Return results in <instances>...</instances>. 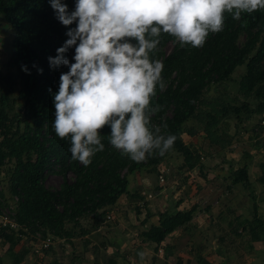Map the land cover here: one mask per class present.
I'll return each instance as SVG.
<instances>
[{"label": "trees", "instance_id": "obj_1", "mask_svg": "<svg viewBox=\"0 0 264 264\" xmlns=\"http://www.w3.org/2000/svg\"><path fill=\"white\" fill-rule=\"evenodd\" d=\"M62 2L68 5L70 12L75 10L76 0ZM0 18L15 30L10 66L20 73L18 97L23 101V111L10 117L7 108L16 102L10 97L14 91L13 78L6 76L0 68V176L2 169L10 166L11 197L13 200L18 198V202H14L16 220L27 229L21 233L6 230L1 233L0 241L9 244L7 255L12 264H24L29 254L27 248L16 251V247L24 242L21 235L35 239L52 236L72 244L74 239L99 231L107 222L108 214L115 213L114 208L120 198L131 194L130 177L157 173L172 153L183 157L182 168L197 170L204 175L200 166L202 156L183 140L184 134H196L194 127L186 129L189 122L196 120L206 138L220 151H224L233 140L225 128L220 132L218 129L231 114H259L263 115L264 122V10L244 13L240 21L225 13L224 29L210 33L202 47H181L176 37L162 32L159 50L154 56L150 53V59L163 62L161 75L166 83L163 91L157 85L151 99L150 107L162 106V110L152 116L151 123L166 124L164 131L177 136L173 148L163 156L153 154L142 162H134L110 144V128L106 126L101 132L104 151L95 153L90 158L91 163L85 166L72 159L70 138L58 137L52 127L55 115L52 93L59 90L61 73L69 69L64 66L52 68L48 58L57 56V49L69 39L66 35L69 27L75 25H62L56 19L49 0H0ZM243 36L245 40L241 43ZM170 44H174V48L168 53ZM74 55L75 49L71 48L65 53V58L75 63ZM22 65L27 66L30 75L22 71ZM241 67L246 71L239 82V92L246 102L236 106L217 99L214 104L220 107L219 110H203L205 91L211 86L227 84ZM39 69L43 70L42 74ZM250 98L260 101L255 109L248 101ZM261 135H264V128L260 129ZM261 170L260 182L264 184V163ZM50 173L62 177L60 189L46 186ZM229 180V191L232 186L240 184L250 186L248 168L231 170ZM160 189L158 187L156 192ZM1 195L5 196L0 192ZM138 197L147 201L140 194ZM250 198L254 202V218L261 226V238L253 235L255 225H250V235L258 241L264 239V220L259 218L257 195L253 190ZM146 205L147 202L144 203ZM196 210L194 207L187 212L158 214L157 223L142 233L143 241L160 246L174 232L189 228ZM241 221L236 219L235 222L234 219L230 224L231 234L237 237L241 228L243 230L249 224L247 219ZM226 238L221 237L220 241L229 242ZM3 260L0 255V264H4ZM199 261L200 264H209L203 257ZM50 264L61 263L56 260ZM109 264H115V260H110Z\"/></svg>", "mask_w": 264, "mask_h": 264}, {"label": "clouds", "instance_id": "obj_2", "mask_svg": "<svg viewBox=\"0 0 264 264\" xmlns=\"http://www.w3.org/2000/svg\"><path fill=\"white\" fill-rule=\"evenodd\" d=\"M49 3L62 25H75L57 56L48 58L52 68L69 69L52 93V127L58 137L70 138L72 159L85 166L104 151L106 126L110 144L134 162L173 148L177 136L164 131L166 124L151 123L162 110L158 104L150 107L155 89L166 88L163 62L150 59L162 32L181 47L200 48L210 33L224 29L225 13L240 21L244 13L264 10V0H76L71 12L62 0ZM71 48L75 63L65 58ZM21 68L31 74L27 66ZM138 255L143 259L142 252Z\"/></svg>", "mask_w": 264, "mask_h": 264}, {"label": "rangeland", "instance_id": "obj_3", "mask_svg": "<svg viewBox=\"0 0 264 264\" xmlns=\"http://www.w3.org/2000/svg\"><path fill=\"white\" fill-rule=\"evenodd\" d=\"M14 39L15 30L7 24L4 19L0 18V68L6 76H11L13 78L14 91L10 94V97L13 101H16L11 103L7 108V112L10 117H14L18 112L23 111V101L18 97L20 88V73L18 69L10 66V61L14 52ZM244 40L243 36L241 37L240 42L243 43ZM173 48L174 44H170L167 47V52H171ZM245 71L246 68L241 67L235 71L232 80L227 84L211 86L208 88L207 91H205V103L202 106L203 110H209L211 108L219 110L220 107L214 104V101L217 99L224 100L227 104H233L236 106H241L245 103L246 98H244L239 92V82L241 77L245 74ZM236 98L237 100H234ZM248 101L252 106V109H255L260 102L255 98H250ZM262 121L263 115L261 116L259 114H247L242 112L239 116L235 114L228 116V118L222 122L218 128L219 132L221 129L225 128L228 135L233 137L231 145L227 146L224 151H220L218 146L211 144L209 138H206L202 126L198 124L196 120L189 122L186 126V129L194 127L196 134L192 137L188 134H184L183 140L186 145L194 148L202 156L200 163V166H202L203 169L202 173L206 175V178H208V186L212 185L215 187V185H217V188H220V194H217L220 195L221 201L225 203V207L227 201L229 203V200H227V196L229 195L227 184L231 183L229 180L231 170L236 171L243 167L248 168L249 177H251V179L255 182L254 187L257 192V201L258 203L261 202V195L259 193L261 182L259 177H261V160L264 158V135H259L260 129L264 128ZM183 162V157L177 153L168 155L165 163L159 167L157 173L147 176L146 180L140 179L136 181V184L139 185L135 190L137 191V195L140 194L144 197V200L148 199L147 195L155 193L158 185H160V171L166 170L168 174L165 176V184L163 185L164 188L167 189V192H165L166 199L165 197L163 199L153 198L147 202L152 205L153 209H155V214H160L162 212L176 214L178 211H182V209L183 212H187L196 207V214L193 221L189 224V228L176 231L172 237L174 240L166 242L170 247L175 246L172 249L175 253H170L173 259V264H178V259L180 260L178 253L180 255L186 254L190 257L188 261L181 258V263L179 264H196L197 262L200 264V257L205 258L209 264H264V243L261 244L264 239L257 241L250 235L249 227L250 225H255L256 229L254 228L253 235L256 237L260 236L261 238V226H259L254 218L253 201L250 198L246 199L244 197L248 201V205L246 210L244 207L239 212L249 221V224H246L243 230L241 228L239 237L231 234L232 228L230 227L228 220L224 218L221 213V211L227 209L224 207L222 210L219 208V205L217 206L216 204H212L214 202L208 198L207 194L202 193V191L207 189V187L199 186L196 182L198 175L197 172H195V170L189 171L186 168H182ZM9 169L10 166L8 165L3 168L0 176V186L2 187L0 192L5 195L4 197H2V195L0 196V203H7V209L11 211L12 208L16 209V205L13 203V198L11 197V191L9 188ZM72 177L73 176H70L71 179ZM62 184V177L55 173H50L46 178V186L50 189L58 190L61 188ZM132 184V186H134V183ZM240 185L242 187V191L245 193H247L250 189L246 184ZM191 186L194 187V191H190V193L193 192L192 198L189 199L190 196L188 195L189 201L182 206L181 210H179V206L177 205L183 196L182 192L185 188L186 191L187 189H191ZM197 187L198 192L196 189ZM177 191L182 192L179 194ZM210 191L212 194L216 195L215 188H212ZM244 198H242L243 204L246 202ZM119 217H121V214H119ZM259 218L264 220V213L261 212V209H259ZM135 222V214H132L131 218L120 219V223L124 226L127 225L126 229H129L122 232V234L126 236L125 241L128 240V243L131 241L127 248L124 247L122 243L119 245L120 247L117 246V248H119V252L130 253L123 264H168L166 261L167 258H165V252L159 254L160 257H156V263H154L153 255L155 248L152 247L151 249L147 248L144 251L141 250L143 249V246L139 241L143 242L142 233L149 228L150 225H147V222L146 225H141V223L136 224ZM82 223L84 226L87 225L85 222ZM120 223L117 222L116 224V221L114 220H107L104 225L105 228L102 229V232L104 231L105 233L102 235H108L110 232H108L109 230L107 229L116 227ZM119 236L120 234L114 235L116 240H118ZM225 236L227 237L226 239L229 240L228 244L227 241H220L221 237ZM106 239H108V237H106ZM23 241L24 242L21 243H24L26 247L31 249V256L26 258L24 264H38V262L41 261L40 258L43 253L40 255L35 253L34 248L40 245L39 239L29 236ZM82 241L83 240H78L75 242L76 246H78V249L76 248L77 254L75 255L79 258L82 248L78 245V242ZM138 246H140V248H138ZM8 250L9 244L5 241H0V255L4 259V264H12L11 259L7 255ZM113 251V249H110L109 253H112ZM141 252L144 254L143 259H141L138 255V253ZM58 253L61 254L58 258H61L67 264L70 263L72 256L71 253H73V249L71 247L68 252H64V256H62V252H60V250H58ZM109 253L106 255H109ZM221 256H224L227 259L223 261ZM99 258L100 261H102L101 255H99ZM82 260H84V262L86 261V264H93L92 260L89 261L83 257ZM46 261H50V259H47Z\"/></svg>", "mask_w": 264, "mask_h": 264}, {"label": "crops", "instance_id": "obj_4", "mask_svg": "<svg viewBox=\"0 0 264 264\" xmlns=\"http://www.w3.org/2000/svg\"><path fill=\"white\" fill-rule=\"evenodd\" d=\"M263 163H264V158H262V160H261V165ZM195 172H197V174H198L196 182L199 184V186L207 187V189L203 190L202 193H206L208 198H210L214 202L212 204H216L217 206L219 205V208H221L223 210V208L225 207V203L221 201L220 195H218V194H220L219 193L220 188H217V185H215V187H213L212 185L208 186V181H207L208 178H206V175H202L197 170H195ZM262 175H263V173L261 170V177H259L260 181H261ZM146 177H147L146 175L144 176V175L138 174V175L132 176L130 178L129 190L131 191V194L122 196L120 198V200L118 201L116 207L114 208L115 213L113 214L112 220L116 221V224H117V222L120 223L121 218H123V219L131 218L132 214H135V221H136L135 223L136 224L141 223V225H146V222H147V225H150V227H151L153 224L157 223L158 214H155V209H153L152 205H150L148 203L145 207L144 203L148 202V199H147V201L145 200L144 202H141V200H139L140 198L136 194L137 191H135L138 188L137 186L139 185V184H136V181L140 180V179L146 180ZM132 183H134V186H132L133 185ZM209 183H210V181H209ZM254 183L255 182L250 177V186H249L250 189L248 190L247 193L242 191L241 185H237L236 187L232 186L231 191H228L230 196L229 195L227 196V198H228L227 200H229V203L227 201V204L225 207V209H227V210L221 211V213H222V216L228 220L229 225L231 224V221H233L234 219H235V222H236V219H240L242 221L245 220V218L243 217V215L239 211H241V209L244 207L246 210V207L248 205V201L246 199L250 198L251 190H253L257 195L256 189L254 187L255 186ZM189 184H190V182H189ZM158 187H160L161 189H160V191H157L155 193L156 198L163 199L166 196L165 192H167L166 191L167 189H165L164 186H160V185H158ZM260 187L261 188H259V193L261 195V202L258 203V201H257L258 197H257L256 202L259 206V209H261V212L264 213V184L262 182H261ZM212 188L216 189V195L211 193L210 190ZM185 189L183 192L177 191V193H179V194H181V192H182V195H183L180 199L179 204L177 203L178 204L177 206H179V210H181L182 206L185 205L189 201L188 195L190 196L189 199H191L192 195H193V192L190 193V191H192V190L194 191V187L191 186V189H187V191ZM196 189L198 192V187ZM207 192H210V193H207ZM137 198H138V200H137ZM242 198L245 199V201H246L245 204H243ZM165 199H166V197H165ZM182 211H183V209H182ZM119 214H121V217H119ZM232 218H234V219H232ZM104 228H105V226L101 227V229L99 231L94 232L90 235L74 239L72 244L64 241L63 244L59 243L57 245H54L53 247H51V249L47 253H45L44 255L42 254L41 258L39 257L41 259V261H39L38 264H47V263L50 264L56 260H58L59 263H61V264H67L61 258H58V256L61 255L58 253V250H60V252H62V256H64V252L65 253L68 252L70 247L73 249V253H71V255H72L71 260H70V263H68V264H86L85 263L86 261L84 262V260H82V257L86 258L89 261L92 260L93 264H107V263L109 264L110 260H115V264H123L125 262V260L128 258V255L130 253L119 252L118 251L119 248H117V246L120 247L119 245H121V243H122V245L127 248V246H129V243L131 242L130 241L128 243V240L125 241L126 236L124 234H122L123 231L129 230V229H126L127 225L124 226V225H122V223H120L116 227H112L110 229L106 228L107 230H109L108 232H110V233H108V235L105 234V236L108 237V239H106V237L104 235H102L105 233L104 231L102 232V229H104ZM149 228H147L146 230H148ZM225 231H228V230H225ZM175 233L176 232L171 234L166 239L165 243L161 244L158 247L152 243L139 241L142 243V246H143V249H141V250L144 251L147 248L151 249L152 247H154L155 248L154 249L155 252L153 250V252H154V255H153L154 263H156V257L157 258L160 257L159 254H162L163 252H165V255H166L165 258H167L166 259L167 263L173 264V259H172L171 254L174 252V250H172V249L175 246L170 247L168 245V243H166V242L174 240V239H172V237L174 236ZM231 233H233V232L231 231ZM116 234H120V236L118 237V240H116L114 237V235H116ZM78 240H83L82 242H78V245L81 246V248H82V250L80 251L81 255H79L81 259L75 255V254H77L76 248L78 249V246H76L75 242ZM135 242H136V240H135ZM263 243H264V240L261 242V244H263ZM227 244H228V242H227ZM23 248L29 249V254L27 257L31 256V254H30L31 249L26 247L24 243H20L16 247V251L19 252ZM138 248H140V246H138ZM110 249H113L114 251L112 253H109ZM176 249H177V247H176ZM108 253H109V255H106ZM99 255H101L102 261H100ZM131 257H133V256H131ZM178 257L180 258V260L178 259V264L181 263V258L183 260H187V261L190 258L186 254L180 255L179 253H178ZM221 257H222L221 259L223 261H225L227 259L224 256H221ZM47 259H50V261H46ZM89 264H91V263H89ZM196 264H198V262Z\"/></svg>", "mask_w": 264, "mask_h": 264}, {"label": "built area", "instance_id": "obj_5", "mask_svg": "<svg viewBox=\"0 0 264 264\" xmlns=\"http://www.w3.org/2000/svg\"><path fill=\"white\" fill-rule=\"evenodd\" d=\"M264 124V122H263ZM168 172L166 170H161V175L159 176V184L160 186H163L165 184V176H167ZM0 190H2V187L0 186ZM145 194V193H144ZM148 200H151L156 197L155 193H150L147 195ZM14 202H18V198L15 197L13 200ZM7 203L2 202L0 203V239H1V233L6 230L7 232H15V233H21V232H27V229L22 227L16 220V213L15 208H12L11 211L7 209ZM113 219V213L108 214L107 220L111 221ZM20 237L26 239L27 237L21 235ZM40 245L36 246L34 249V252L37 254H42L44 251L49 250L54 245H57L59 243L63 244V240H59L55 237L48 236L45 239H39Z\"/></svg>", "mask_w": 264, "mask_h": 264}]
</instances>
